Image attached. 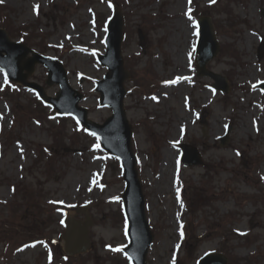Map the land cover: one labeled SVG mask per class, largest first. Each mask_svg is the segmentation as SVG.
I'll list each match as a JSON object with an SVG mask.
<instances>
[{"label":"rangeland","instance_id":"rangeland-1","mask_svg":"<svg viewBox=\"0 0 264 264\" xmlns=\"http://www.w3.org/2000/svg\"><path fill=\"white\" fill-rule=\"evenodd\" d=\"M0 3L11 9L0 28L62 61L89 120L99 124L112 110L95 88L108 72L98 57L107 49L114 8L123 12L122 53L131 75L125 104L154 233L148 264H198L208 253L224 255L228 264H264V90L257 89L264 82V0ZM204 16L212 18L221 45L207 68L228 79V95L196 72ZM35 68L28 80L55 97L61 89L46 84L48 69ZM10 83L0 69V264H131L123 254L129 243L119 160L36 91ZM229 127L224 146L220 137ZM178 144L197 148L203 165L186 167ZM82 207L86 213L77 215ZM40 213L42 228L30 220ZM68 215L93 222L91 249L78 257L62 246Z\"/></svg>","mask_w":264,"mask_h":264},{"label":"water","instance_id":"water-1","mask_svg":"<svg viewBox=\"0 0 264 264\" xmlns=\"http://www.w3.org/2000/svg\"><path fill=\"white\" fill-rule=\"evenodd\" d=\"M125 21L120 9L116 8L113 18L108 26L106 38L107 51L101 56L99 62L108 68V73L102 81H98L96 88L101 93V105L110 107L113 115L106 120L104 125L94 123L88 119V111L80 107L83 101L82 94L72 89L67 71L62 62L36 53L28 46L19 42H12L5 29H0V69L7 73L10 80L20 83L26 88H31L39 93L42 101L52 106L61 116H72L83 127L98 137L104 150L120 160L124 170L126 190L123 195L124 210L128 221V237L130 245L125 248L133 264H147L149 248L153 244V232L150 230L149 220L145 209L146 198L143 195L140 177L137 171V157L133 151V131L127 118L125 97L127 90L125 82L130 77L126 70L122 53ZM199 37L196 46L197 72L201 77H210L215 81L214 88L224 94H229V82L221 75L207 69V64L215 59L220 52L215 27L208 17L199 22ZM5 53V55H4ZM32 54V57H28ZM43 64L49 70L47 85H59L61 92L56 97H49L41 85L30 82L28 78L35 72L36 65ZM264 89V83L260 86ZM227 131L221 137L223 145L229 141ZM184 156L182 161L186 166L203 164L201 154L189 145H180ZM86 210V209H85ZM78 209V213L85 212ZM66 231L63 233L64 250L66 255L78 256L90 250V228L93 224L89 219L85 224L68 216L64 222ZM227 258L219 254H207L199 264H227Z\"/></svg>","mask_w":264,"mask_h":264},{"label":"trees","instance_id":"trees-1","mask_svg":"<svg viewBox=\"0 0 264 264\" xmlns=\"http://www.w3.org/2000/svg\"><path fill=\"white\" fill-rule=\"evenodd\" d=\"M11 12V9L10 8H8L5 4H1L0 3V25H2V26H7L5 23H6V21H9L8 19H9V17H10V13ZM2 15H4L5 17H1ZM21 31H23V34L24 33H26V32H28L29 33V30L28 29H23V30H21ZM22 39V41H26L25 40V38L23 39V38H21ZM7 91V90H6ZM9 92H7V94H8ZM35 208V206L33 207V209ZM33 211V210H32ZM19 211H17L16 209H13V213H12V215H14L15 217H16V214L18 213ZM45 214H43V213H40L39 215H38V217H35V215H33L32 216V214L30 215L31 217H30V220H31V218H33V221H34V225H36L35 227H38V228H42V226H43V224H42V222H43V220H42V217L44 216ZM121 218H122V216H121ZM30 220H29V222H30ZM25 223H27V222H25ZM32 224H33V222H32ZM46 229H43V232L45 231ZM226 233H228V231H226ZM190 235V234H189ZM191 236V235H190Z\"/></svg>","mask_w":264,"mask_h":264},{"label":"bare ground","instance_id":"bare-ground-1","mask_svg":"<svg viewBox=\"0 0 264 264\" xmlns=\"http://www.w3.org/2000/svg\"><path fill=\"white\" fill-rule=\"evenodd\" d=\"M187 36H188V33L186 31V37ZM180 82L183 83L182 80H179L178 81V83H180ZM179 86H180V84H179ZM173 90H174V86L170 90H168V91L172 93ZM164 152H165V154H164V156H165L164 157L165 158V162H167L168 165H170L169 161H170L171 158L174 157L173 152L170 149H167Z\"/></svg>","mask_w":264,"mask_h":264},{"label":"snow or ice","instance_id":"snow-or-ice-1","mask_svg":"<svg viewBox=\"0 0 264 264\" xmlns=\"http://www.w3.org/2000/svg\"><path fill=\"white\" fill-rule=\"evenodd\" d=\"M213 2H215V0H213ZM189 19H191V16H189ZM98 147V146H97Z\"/></svg>","mask_w":264,"mask_h":264}]
</instances>
